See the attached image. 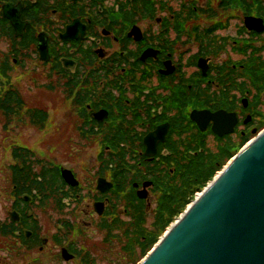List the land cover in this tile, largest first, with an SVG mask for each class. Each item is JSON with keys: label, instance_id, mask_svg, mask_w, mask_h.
I'll return each instance as SVG.
<instances>
[{"label": "flooded vegetation", "instance_id": "af4514ba", "mask_svg": "<svg viewBox=\"0 0 264 264\" xmlns=\"http://www.w3.org/2000/svg\"><path fill=\"white\" fill-rule=\"evenodd\" d=\"M0 122V264L109 263L264 131V0H0Z\"/></svg>", "mask_w": 264, "mask_h": 264}, {"label": "water", "instance_id": "95a60500", "mask_svg": "<svg viewBox=\"0 0 264 264\" xmlns=\"http://www.w3.org/2000/svg\"><path fill=\"white\" fill-rule=\"evenodd\" d=\"M140 264H264V131Z\"/></svg>", "mask_w": 264, "mask_h": 264}, {"label": "rangeland", "instance_id": "374dc122", "mask_svg": "<svg viewBox=\"0 0 264 264\" xmlns=\"http://www.w3.org/2000/svg\"><path fill=\"white\" fill-rule=\"evenodd\" d=\"M31 80H32L31 77H25V76H21L18 80V84H20L22 89L24 90L23 93H24L25 98L31 99L32 103H37V106L42 102L46 105V106L45 105L44 106L47 107V109H48V107L52 108L54 105L55 99L53 100L51 97H49L47 94H45L44 91H39L36 88V84H39V82L37 81L36 83L32 84L33 81H31ZM13 81H14V79H13ZM26 89L30 90V91H34L35 94L28 92ZM40 93H41V95L44 96L42 99L40 98ZM35 101H38V102H35ZM32 106H35V105H32ZM55 115L56 114L54 113L53 118ZM9 129L4 130L3 124L0 122V194H2L1 192H5V189H6V181H5L6 160H5V155H6V152L8 150L9 143L12 140L17 139V136L18 137L21 136L20 141L22 140L24 143H28V144H33L31 142H33L34 139L37 138V137H35V135L30 130L25 129V128H21L19 131H17L19 128L16 127L15 128L16 133L10 131ZM17 132H19L20 135H18ZM230 163L231 162H229L228 164H230ZM225 167H227V166H225ZM217 175H219V174L217 173ZM210 182L201 188L200 187L194 188V189L191 188L190 191L185 196V198L183 199V201H181L180 203L159 205L154 210L155 214L153 216H152V214L146 216L147 217L146 218L147 223H146V225H144V227L148 230L154 229L153 223H154V220L159 213H162L164 220L170 221L169 224L164 228V230L158 236L157 243L153 246V248L159 243V241L163 238V236L166 234V232L183 216V214L186 212L188 207L194 202L195 199H197L198 195H201V193L206 189V187L210 184ZM193 190H194V192L191 193V191H193ZM1 196L2 195H0V198H1ZM1 206H0V208H1L0 212L2 211V213H3L4 205H1ZM161 207H164V209ZM126 246H128V243L125 242V238L117 235V238L113 239L109 245V251H108L109 263L106 262V261H108L107 259H105V260L102 259V261H100L101 263H99V264H132L133 263L132 261L136 257H138V251H136L135 248L134 249L132 248L131 252H127V251H125ZM102 256H103V253H101V257ZM145 257L142 260H140L138 262V264H140L145 259Z\"/></svg>", "mask_w": 264, "mask_h": 264}, {"label": "trees", "instance_id": "16d2710c", "mask_svg": "<svg viewBox=\"0 0 264 264\" xmlns=\"http://www.w3.org/2000/svg\"><path fill=\"white\" fill-rule=\"evenodd\" d=\"M214 173L206 175L205 177H202L200 182L196 183V186L192 187L194 188H201L207 185L213 177ZM191 191V193H193ZM183 207V206H182ZM164 209V207H161ZM171 208V207H170ZM143 225L142 228L139 229V235L134 236L130 240L127 241L128 246H126L125 251L131 252L132 248L136 249L138 251V257H136L132 262V264H138L140 260H142L153 248V246L157 243L158 236L161 234V232L164 230V228L169 224L170 221L164 220L162 213H159L157 217L154 220V229L148 230L144 227L145 225V219H143ZM140 224V223H139ZM131 254V253H130ZM135 256V255H134Z\"/></svg>", "mask_w": 264, "mask_h": 264}, {"label": "bare ground", "instance_id": "6f19581e", "mask_svg": "<svg viewBox=\"0 0 264 264\" xmlns=\"http://www.w3.org/2000/svg\"><path fill=\"white\" fill-rule=\"evenodd\" d=\"M201 195H198L197 198H199Z\"/></svg>", "mask_w": 264, "mask_h": 264}]
</instances>
